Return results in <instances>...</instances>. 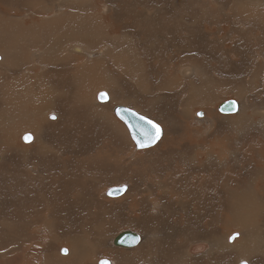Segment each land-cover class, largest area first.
I'll use <instances>...</instances> for the list:
<instances>
[{
	"label": "bare ground",
	"instance_id": "1",
	"mask_svg": "<svg viewBox=\"0 0 264 264\" xmlns=\"http://www.w3.org/2000/svg\"><path fill=\"white\" fill-rule=\"evenodd\" d=\"M185 1L186 0H177L171 3V0H168V2H166L165 6H171L174 9V16L171 15V17L177 25L173 23L172 26L170 23L171 18L163 15L161 26L157 23L158 15H153L155 18L151 20L153 18L150 16L151 13L145 14L142 10L143 8L141 9L144 5L147 11L152 10L153 14L160 13L162 8V5H159L160 1L156 2L155 6L152 4L151 7H149L148 5L150 2L132 0L131 2L138 3H130L131 6L125 10L127 14L132 16V18L129 19L133 22L134 27L132 26L131 31L125 28L121 35H115L116 41H120L121 45L127 48L126 52L124 51V47V49H119L114 46L107 37L100 38V42L96 47L97 43L91 42L90 44L89 41L83 39L82 36L77 37L75 35V29L77 28L79 30L83 25L82 22L87 20L88 16L91 15V6L94 0H10L8 6L3 3L0 4V8H2L3 12L0 15V82L3 83V89L0 91V134L7 136L5 140L7 144L4 146L8 149L10 147V139L17 137L20 131L22 132V140L24 142V136L31 134L33 140L32 142H25L28 144V147L24 149L25 151L23 152L30 151V153L32 152L33 154H31L35 155L37 158L36 162H27L26 160L19 162L20 160L11 158L9 162L11 165H8L3 173L6 181L15 184V195L18 196L16 197V202L12 204L11 207L9 206L11 212H13L12 216L16 217L22 207L28 208L31 205L39 207L37 211L35 210L36 214L32 213L30 216L22 218V225L24 228L26 227L27 230L36 228L40 230L42 228L43 231H45L46 229L44 230V228L50 227L51 225L65 226L68 222L64 220V217H67V212L73 213V220L76 221L77 218L80 220L82 219V213H84L83 208L88 204L90 195L91 207L93 208L94 206V198L92 197L94 194L86 195L87 192L83 193V191L87 189L83 185L87 182H91V179H93L91 175H97L99 173L97 168L93 170V167H91V155L94 151H91V145L87 146V150L84 149L80 142L72 145L71 148L66 147L64 134H66L67 131L72 130L76 133L77 131L85 129L81 119H88L91 121L87 128L90 130L92 129V131H96L105 126L107 128L108 126L103 122L104 119L109 117L107 114L113 110L115 117L124 125L122 126L115 123L114 120H110V123L114 125L113 129L114 132L116 131L115 134L119 135V139L117 140L123 142L128 139L134 142L129 128L126 123L116 115L115 109L122 106L127 107L148 118L150 117V114H148L150 112L149 110L157 109L156 120L164 124L170 123L172 128L166 131L163 130L159 140L151 145L152 147L149 146L145 149H140L134 142L136 151L137 153L146 151V154H149L148 159L156 157L165 160L166 156L174 158L171 161L167 159V161H165L167 164L164 162L162 166H160V170H157L159 173L150 183H139L137 180L134 182V179L131 178L127 182L129 184L128 186L123 184V186H125V191L120 195L121 197H117L120 199L117 201L120 203L128 202L134 206H138L146 226V228H144V233L137 232L140 236V240L135 246L123 248L136 249L135 253L139 256L137 258H140V255H142L141 261L144 264H244L245 261L247 264H264V224L260 221V219H264V0H237V2H233L229 9L223 5L221 6L222 15L232 16L231 30L241 27L239 22L246 23L242 29L246 30L242 33H246L248 36L245 42H239L238 37L233 33L223 31L222 26H225V24H223L222 20L210 18L209 16L207 19L200 20V22H197L198 20L196 22L192 21L186 16V9L189 7L190 2ZM0 2H5V0H0ZM111 4L115 6L113 2H111ZM65 5L66 7L72 5L74 8L69 6L68 8H71L69 11L61 13V9L65 10ZM32 7H37V9L45 13L53 12L55 15L53 17H56V20L53 21V25L49 28L47 26L44 30H40L42 27L35 26V22L34 24L26 26L16 19L18 16L14 19L13 15H10L19 8H29L30 11V9H33ZM232 9L233 13L231 11ZM9 15L12 17L7 19ZM48 16L49 15H47V17ZM99 17L101 18L102 15ZM64 19L70 20V28L63 27L62 29V27L58 26V23L64 21ZM101 24L102 22L100 21H94L91 28L87 30L94 29V32L101 36ZM172 27L176 28L175 31ZM202 27L203 29H201ZM217 28L218 41H214L211 37V33L216 34ZM256 28L260 29L258 30V34L254 31ZM199 30L208 31L201 33V43L204 51L212 52L213 62L208 60L204 62L201 59V61H196L199 58L192 59L194 62H190V53L196 52L193 48L198 49L196 46L198 41L195 38L194 42H196V45L192 44L191 34ZM211 30H214V32H211ZM238 30H240V28ZM179 35L181 36L180 44L176 41V37ZM28 39L30 40V44H26ZM135 39H138L142 46L148 47L149 51L153 53V59L160 61L162 63L161 65L166 64L167 70H169L170 63L176 58L175 55L177 52L181 54V59L184 58V60H181L178 55L177 58L180 61L176 63V66L169 72L171 81L164 86V89L166 93L172 95L165 98L166 104L160 105V108L158 107L159 105L157 106L159 101H161L158 98L153 99L150 97V99H143L140 97L143 99L139 102L141 105L140 110L137 106L134 107L132 105L131 107V105H129L128 98H126L123 92H120L117 96L111 95L113 93L111 87L119 86L123 81V78L115 77L112 71L109 70L111 65L119 72L125 74V76L129 78V81L131 79L135 81L134 83L143 87L139 94L142 92L146 95L155 93V82L149 79L145 84L143 73L137 72L141 65V61L137 59V56L131 57L129 61L125 59V63L128 62L125 66H121L122 64L118 61L121 59L119 55H121L120 53L122 51L127 54H133V43ZM217 43L227 44L228 47L226 50L221 51L223 46L221 44L215 46ZM244 45H247L248 50H243V54L241 52V47ZM197 53L198 51L195 55H197ZM94 56H100L101 58L93 59ZM128 56L130 57V55ZM150 65L152 64L150 63ZM192 74L196 77L198 82L197 87L193 86L194 88L196 87L195 92L203 97V103L202 100L199 102L203 104V109L201 108L202 110L199 109L194 111L192 116L196 114V116L200 117L198 120L206 125L205 127L207 128H205V132H196V134L193 135L187 134L185 136L186 140L181 141V138L186 132H180L182 130L181 124L179 121H175L176 116H174V118L171 117V115H176V113L171 112V110L174 111L175 107L179 105L182 112L179 111V113L183 115L182 119H186L190 116L193 108L191 107L192 101L187 85L190 83V76ZM63 85L71 89V94L68 96L70 100L62 97V107L59 108V110H55L53 113L42 116L41 112H39L36 118L30 115V111L38 109L39 102H42V100L56 98L55 93L58 90L57 88H62ZM99 87L105 89H102V92H100L101 94H107V99H101L102 101L100 102L102 103H99V106H97V111L91 113V102L94 100L92 99L94 95L91 93V88L95 90ZM178 87L185 92H181L180 90L179 93H174L176 92L175 89ZM108 88H110V94L106 91ZM81 89L84 90V92L77 96V93ZM123 90L125 89L123 88ZM160 93L164 92L161 91ZM221 94L230 95V97L233 96V99H227L220 103ZM218 98L220 99L219 102H217ZM230 101H233L236 105L234 111H220L219 106H215L217 103L222 104ZM53 104L54 103H52V107L58 106ZM205 105L209 107H204ZM199 112H201L200 115ZM95 115L100 116L101 119L93 120V116L95 117ZM53 116L56 118L53 119ZM200 119L203 120L201 121ZM57 126L59 127L57 128ZM31 129H33V131ZM26 131H32L34 133ZM174 131L176 133H174ZM48 132L52 134L51 136H55L50 142L51 145L48 144V138L50 137ZM167 133L174 134L175 138L179 140V142H177V148H173L172 146L167 147L170 143H174L165 140ZM200 134L203 136V139L196 142L198 144H193L195 143L193 138L196 136L198 137ZM162 139H164L166 143L164 148L160 149L162 146ZM203 142L206 146L211 145L212 148L209 150L203 148ZM54 146L59 149L57 160L53 164L49 163L47 166H44L48 160L52 158V155L56 156V154L52 152ZM190 146L197 147L190 149L194 156H192L189 149H187ZM198 150H201V152ZM11 152V150H8L7 153ZM174 152L178 153L175 154ZM5 155V151L0 152V161ZM8 155L10 154H7V156ZM198 156L202 157L201 163L203 164L213 161L224 167L222 168L220 166V172L219 170H213L212 175L206 176V171L204 172V170L201 169V166H203L202 164L200 168L196 166V163L191 162L194 163L197 168L193 173L195 176L191 175L192 172L190 175H187L189 163L188 165L186 163L190 162L189 160L197 159L196 157ZM177 158L181 161L182 165L187 167L178 169L175 164L174 166L169 165L172 161L175 163L174 160ZM158 164L160 163L158 162ZM191 165L192 164H190V166ZM237 165H240L247 174V184H243L240 181L244 176L238 174L236 169ZM166 166H169L173 171L174 169L176 170V176H174L173 179L163 175L162 170H165ZM3 170L4 169H2V171ZM120 172L123 173L122 168ZM130 197L134 198L132 202L128 200ZM134 200L137 201L134 202ZM17 203L20 209H16ZM102 203H105V200ZM128 203H125L127 207L129 206ZM168 205L174 206L180 209L182 213H185L187 225L183 240L178 241L174 239L175 251L169 249L168 256L161 257L158 255L159 253H153L151 246L152 237L150 233L155 222V218L153 217L154 212L157 211L161 213L167 210ZM156 206L158 208H156ZM4 207L5 206L2 208ZM129 209L131 210V208ZM214 209L224 212L225 218L223 226L220 225V212L214 211ZM121 211L123 212V210ZM134 211L136 210L134 209ZM4 220L6 219H2L3 222L1 223L5 224L6 222H4ZM100 225H102V221ZM112 225L108 226L110 227ZM10 226L11 225L7 222L4 228H0V233H3L2 235L4 236H7V234L9 235ZM131 226L132 225H129V227ZM104 227L100 229L104 230ZM16 230L13 235L17 237V234L21 230ZM232 231H239L240 233L238 232V234L241 236L235 242L229 243V241L233 240L232 236L237 233L233 232L234 234L232 233V236H229L228 241V235ZM37 232L34 235H36ZM46 232L47 231H45V233ZM27 237H30L28 241L31 240V242L35 239V237L30 236L29 233ZM5 239L7 240V237ZM168 239L169 238H167L164 243H167V241H169ZM113 240H108L110 246ZM96 245L99 248L102 246V243H96ZM105 245L108 244L105 243ZM195 245L205 249L200 253H193L192 248L195 247ZM77 247L80 248L79 246ZM73 248H75V245ZM98 250L99 249L92 250L93 252L90 250L91 256L95 255ZM60 252L62 254V251ZM66 253L67 252L63 254ZM102 255L104 257L107 255L112 257L108 259L110 264H119L118 258L115 259L114 257L116 252L109 251L107 248L102 252ZM53 256L52 254L51 257L53 258ZM60 256L61 255H59V257ZM66 256V259H56L54 261L55 264L74 263L75 257L78 256V254L77 251H72ZM81 257L79 259H81ZM94 259L96 258L94 257L92 260ZM45 260L48 262V258ZM100 260L96 261V264H99Z\"/></svg>",
	"mask_w": 264,
	"mask_h": 264
},
{
	"label": "rangeland",
	"instance_id": "2",
	"mask_svg": "<svg viewBox=\"0 0 264 264\" xmlns=\"http://www.w3.org/2000/svg\"><path fill=\"white\" fill-rule=\"evenodd\" d=\"M76 1H80V0H76ZM131 1L132 0H123V2H122V0H94L93 4L91 6V15L88 16L87 20L82 22L83 25L81 26V28L79 30L77 28L75 29V32L77 33V34L75 33V35L77 37L78 36H82V38L88 40L90 44H91V42L97 43L96 47L98 46V44L100 42L99 41L100 38L107 37V38H109L111 40V42H112V44H114V46H116L119 49H121V48L124 49L125 48L126 50L124 49V51L126 52L127 48L122 46L120 41H116L115 35H121L125 28H128L129 31H131V29H132L133 22L130 21L132 16L127 14L126 10H125L129 6H131L130 3H133ZM159 1H160L159 5L160 4L162 5V6L160 5L162 8H161V12L160 13L158 12L159 14L158 13L157 14L156 13L153 14L152 10L147 11L145 9L144 5L141 7V9L143 8L142 10H143V12L145 14L151 13L150 16H152V17H153V15H155V16L158 15V17H157L158 25L162 26V17H163V15L168 17V18H171L170 23H171L172 26H173V23L177 25V23L171 17V15L174 16L173 15L174 14L173 7L165 6L166 2H168V0H159ZM159 1L158 0H138V2H150L149 5H148L149 7H151L152 4H153V6H155V3L159 2ZM176 1L175 0L174 1L171 0V3L172 2H176ZM181 1H183V0H181ZM111 2H113L115 4V6H113L111 4ZM138 2H135L133 4H136ZM185 2H190L189 3V7H187V9H186V16L188 18H190L192 21L196 22L198 20L197 22H200V20L209 18V16H210V18H214V19H217V20H222L223 24H225V26H222V30L223 31H229V32L233 33L236 37H238L239 42L247 41V39H248L247 34L246 33H242L243 31H246V30H242L246 23L244 24V23L239 22V25L241 26V27H239L240 30H238L239 28L231 30V26H232V18L231 17L232 16H230V15H226L225 16L224 14L222 15V12H221V9H222L221 6L222 5L224 7H226L227 9H229L231 7V5L233 4V2H237V0L236 1L235 0H202V1L201 0H186ZM1 3L5 4L6 6H8V4L10 3V0H5V2H0V4ZM69 6H72V5H69ZM207 6H208V8H207ZM68 7H66V5H65V10L61 9V13L69 11L71 8H68ZM72 7L74 8V6H72ZM32 8L33 9H30V11H29V8H27L28 11H27V9L19 8L18 10L13 12V14H10V15H13L14 19L18 16L19 18L17 17L16 19L21 21L26 26H29L30 24H34V22H35V26L42 27L40 30H42V29L44 30V29H46L47 26L49 28L51 25H53V21L56 20L55 19L56 17H53V16H55L53 12L45 13L44 11H40V9H37V7H32ZM78 9L81 10L80 8H78ZM231 11L233 13V9ZM92 12H94V13H92ZM2 13H3L2 12V8H0V15ZM10 15L7 17V19H10L12 17ZM47 15H49V16L47 17ZM101 15H102V17L100 18L99 16H101ZM205 15H206V17H205ZM45 17H47V18H45ZM154 18L155 17H153L151 20H153ZM228 19H231V20H228ZM94 21L102 22V24H101L102 30H101V33H100L101 36L97 35L94 32L95 31L94 29L87 30L88 28H91V25H93ZM66 24H67V26H66ZM58 26L62 27V29H63V27L64 28L65 27L70 28V20L64 19V21L58 23ZM120 26H121V28H120ZM214 27H213V29H214ZM172 28L175 31L176 28L175 27H172ZM201 29H203V27ZM258 30H260V29L256 28L254 31L258 34ZM217 31H218V28L216 29V34L211 33V37L213 38L214 41H218L217 40ZM204 32H208V31H202V30L200 31L199 30L198 32H193L191 34L192 44L196 45V42H194L195 38L198 41L197 45H196L198 47V49L193 48L196 52L198 51V53H197V55H195L196 52L190 53V58H191L190 62H194L193 60L197 59V58H199V59H197L196 61H201L202 60V61L205 62V61L208 60V61H212L213 62V60H212V57H213L212 52L203 50V45L201 43V33H204ZM211 32H214V30H211ZM176 41L180 44V42H181V36L180 35L176 37ZM26 44H30V40L29 39L27 40ZM219 44H221L223 46L221 51L226 50V48L228 47L227 44H223V43H217L215 46H218ZM133 46H134L133 54L132 53L127 54L124 51H122L120 53L122 56L119 55V58L121 57V59H119L118 61L122 64L121 66H125L128 63L127 61H129L131 59V57L137 56V59L141 61L140 69H138L137 72H139L141 74L143 73L145 84H146L147 80L149 81V79L152 82H155V87H154L155 88V93H151L150 95H146V94H144L142 92L141 94H139V92L143 89V87L140 86V85H137L136 83H134L135 81H132L131 79L129 81V78L126 77L125 74H123L122 72H119L114 66L111 65L109 70L112 71L113 75H115V77H117V78L118 77L123 78L122 83H121V80H120V83L123 86L120 84L119 86L117 85L115 87H111L112 92H113L111 95H113V96L116 95L117 96L118 94H120V92H123L124 95L126 96V98H128L129 105H131V107H132V105L134 107L137 106V108H139L140 110H141V107H140L141 105L139 104V102L142 101L144 98H146V99H150V97L153 98V99L158 98V99L161 100L157 104V106L159 105L158 107L160 108V105H162V104L165 105L166 104V99L165 98L170 96V95H172V94L166 93V90L164 89V86L171 81V78L169 76L170 75L169 72H171L172 68L176 66V63H178L180 61L177 58V56L179 55V57L181 59V54L179 52L176 53V55H175L176 58L170 63L169 70H167V65L166 64L165 65H161L162 63L160 61L153 59L152 58L153 53H151L149 51L147 46H142L138 39H135V42L133 43ZM137 50H138V52H137ZM243 50H245V51L248 50L247 49V45H244L243 47H241V52L242 53H243ZM135 51H136V53H135ZM0 53H1V51H0ZM138 53L141 54V55H139ZM198 54L200 55V57H199ZM128 55H130V57ZM139 56H141V57H139ZM99 58H101V57L100 56H94L93 59H99ZM125 59L127 60L126 61L127 63H125ZM132 59H134V58H132ZM181 60H184V58H182ZM149 62L152 65H150ZM145 67H146V69H145ZM206 67H208V66H206ZM156 70H157V72H156ZM87 76H88V74H87ZM125 83H127V84H125ZM197 83L198 82H197L196 77H194L193 74H192L190 76V83L187 85L188 89H189V92H190L191 101H192L191 102L192 103L191 107L193 108L192 112L190 113L191 117L189 116L186 119H182L183 115L179 113V111L181 112L179 105H177L175 107L174 111L171 110V112H173V113L175 112L176 113V115H171V117L174 118V116H176V118H175L176 120L175 121H179L180 124H181L182 130L180 132H182V131L186 132L184 134V136L181 138V141L182 140H186L185 136L187 134L193 135V134H196V132L197 133L205 132L206 131L205 128H207V127H205L206 125H204L202 122H200L198 120L200 117L196 116V114H194V116H192L194 111H197L199 109L200 110L203 109V104L199 103V102H201V100H202V103H203V97L199 93L195 92V88L198 86ZM0 84H2V85H0V91H1L3 89V83L0 82ZM193 86H196V87L194 88ZM140 87H141V89H140ZM123 88L125 90H123ZM57 89L58 90L55 93L56 94V98H49L48 100L47 99L42 100V102H39L38 109H36V110L33 109L32 111H30V115H33L36 118V117H38L37 115L39 114V112H41L42 116L45 115V114H48V113H53V112H55V110H59V108L62 107L61 104H63V98L70 100V98H68V96L71 94V89H69L65 85H63L62 88L59 87ZM102 89H104V88H100L99 87V88L95 89V90H97V91H95L94 89L91 88V93L94 95V97L92 98L94 100H92V102H91V105H92V107H91V111L92 112L91 113L96 112L97 111V106H99V103H102V102H100V101H102L100 99V94L102 92L101 91ZM109 89L110 88H108V90H106L108 93L110 92ZM161 89H164V90H161ZM180 90H181V88L178 87V88L175 89L176 92H174V93H179ZM161 91L164 92V93H160ZM82 92H84V90L81 89L77 93V96H78V94H82ZM181 92H185V91L181 90ZM97 94H98V100H97ZM203 94H204V92H203ZM140 97L143 98V99H141ZM227 99H233V96L230 97V95H222L221 94V101L218 98L217 102L220 101V103H221V102H223L224 100H227ZM41 103H43V104H41ZM52 103H54L53 105H58V106L52 107ZM219 104L217 103V105H215V106L218 107ZM156 107H155V109H156ZM204 107H209V106L205 105ZM149 111H150L148 113V114H150L149 118L152 121H154L156 124L159 123L158 125L160 126L161 132L163 130L166 131V130H170L172 128V125L170 123H165L164 124L163 122L160 123V122H158L156 120V118H157V109L156 110H152L151 109ZM110 112L107 114V115H109V117L104 119V122H103L104 124H106L108 126L107 128L105 126V127H102L101 129H98L96 131H92V129L90 130V129L87 128L88 124L91 123V121L88 120V119H81L82 120V125L85 126V129H83L81 131H77L76 133H74L75 131L69 130V131L66 132V134H64L65 146L66 147L71 148L72 145H75L78 142H80V144L83 146L84 149H86L87 146L91 145V151H94V152H92V155H91V167H93V170H95L94 168H97L99 170V173L97 175H91V177H93V179H91V182H87L85 185H83L85 188H87V189H85L83 191V193L87 192L86 195L87 194H94V196H92V197L94 198V202H93L94 204L93 205L95 206V208H94L93 205L92 206H93L94 209L91 207V201H90L91 200V195H90V198L88 199V204L85 205L84 208H83L84 213H82L83 214L82 215V219L78 220V218H77V220L75 221V220H73V213L67 212V215H66L67 217H64V220L68 221V222L65 224V226H54V225H51L50 227H47V228L45 227L44 230L46 229L45 230V231H47L46 233H45V231H43L42 228L40 230H37V228L33 229V230H27V228L26 227L24 228V226L22 225V222H23L22 218L28 217L32 213L36 214V211L39 208L36 205H31L28 208L27 207H22L20 212L17 213L16 217L12 216L13 212H11L9 206L11 207V205L16 202V197H18V196L15 195V192H16V187L14 186L15 184L11 183L10 181L9 182L6 181L3 173H4L5 169L8 167V165H11V163H9L11 158L16 159V160H20L19 162H22L23 160H26L27 162H34V161L36 162L37 158H36L35 155H32L33 153L31 152L32 153L31 154L30 151L23 152V151H25L24 149H26L28 147V144L25 143L22 140V136L23 135H22L21 131H20V134L17 137H13L12 139H10V143H9L10 147H9V149L6 148V146H4L5 144H7V142L5 143V140L7 139L6 138L7 136H4V135L0 134V152H3V151L6 152V155L0 161V163H1L0 164L1 165L0 166V207H1L0 208V213H1V215H0V217H1L0 218V223L3 222L2 219H6V220H4V222H6V223L8 222L9 225H11L9 227V229H10V234L9 235L10 236L8 234H7V236H4V235H2L3 233H0V235H1L0 236V244H1L0 245V264H55L54 261L56 259L57 260L66 259L67 258L66 255H69V253H71L72 251H74V252L77 251L78 256L75 257L76 259H75L74 263L72 262L70 264H83V263L84 264H86V263L87 264H96V261H98V260H100L102 258H106V259L112 258L109 255H107L105 257L102 255V252L105 249H107V248L109 249V251L116 252V255L114 257H115V259L118 258V263L119 264H144L141 261V259L143 257L142 255H140V258H137L139 256L137 255V253H135L136 249H126V248H123V247H120V246H116L115 247L113 242H112V245L110 246V242L108 243V240L112 241L113 238L116 235H118L120 232H123L125 230H132V231L144 233V228H146V226H145V224L143 222L144 218L139 212V207L138 206H134L133 204L128 203V202L120 203V202L117 201V200H120L117 197H112V198L110 197L111 198L110 199L109 196H106L105 192L110 187L120 186V185L123 186V184L128 186L129 184L127 182L131 178L134 179V182H136V180H137L139 183H145V184L146 183H150V181H152L157 176V174L159 173V172H157V170H160V168H161L160 166H162V164L165 161H167V159L171 161V160H173L174 157L171 158V156L170 157L166 156L165 160L158 159L156 157L148 159L149 154H146V151L145 152L141 151L140 153H137L135 144H134V142L132 140H128L127 139V140H124L123 142H119L117 140V139H119V135L115 134L116 131L114 132V129H113L114 125L110 123V120H114L115 123H118V124H120L122 126H124V125L115 117V114L113 113V110H112L111 114H110ZM223 114H227V113H223ZM179 115H180V117H179ZM95 117L93 116V120L100 118V116H98V115L97 116L95 115ZM200 120L202 121L203 119H200ZM47 124L50 125L49 123H47ZM58 127L59 126H57V128ZM31 130L33 131V129H31ZM32 131H26V132H32ZM89 131H91V132H89ZM180 132H177V133H180ZM32 133H34V132H32ZM48 133H49V136H50L48 138V140H49L48 144L51 145L50 142H51V140H53V138L55 136H51L52 134L50 132H48ZM174 133H176V132L174 131ZM43 136L45 137L44 134H43ZM202 139H203V136L201 134L198 137L196 136L195 138H193V141L195 142L193 144H198L196 142H198V141H200ZM165 140L166 141H170V142H174V143H170V145H167V147H169V146H172L173 148H177L178 147L177 142H179V140L175 138L174 134L167 133L166 136H165ZM165 140L162 139V146H161L160 149L164 148L165 143H166ZM7 141H9V140H7ZM185 143H186V141H185ZM202 145H203L202 146L203 148H206L208 150L212 148L211 145L206 146L204 142L202 143ZM53 148H52V152H54V154H56V156L52 155V158L49 159L48 162L46 163V165H44V166H47L49 163L53 164L57 160L59 149L57 147H55V146ZM129 148H131V149H129ZM194 148H197V147L190 146L187 149H189V151L191 152L190 149H194ZM8 150H11L12 152L11 153H7ZM54 150H56V151H54ZM198 151L201 152V150H198ZM194 152H197V151H194ZM174 153L176 154L178 152H174ZM7 154H10V155L7 156ZM191 155L194 156L192 154V152H191ZM196 158L197 159H192L193 161L189 160L190 162L186 163L187 165L189 163L188 167L182 165L181 161L178 158L174 160L175 163L173 161L171 163H169L170 162L169 161L168 163L171 166H174V164H175L178 167V169L187 167L188 168L187 169V173H188L187 175H190L191 172H192L191 175H193V176H195V174H193V173H194L195 169H197L195 167L194 163H196L197 167H200L201 164L203 165V166H201L202 168L201 167L200 168L203 169L204 172L206 171L205 172L206 176L212 175L213 174V170H219V172H220V170H221L220 166L222 168L224 167L223 165H219V164H217V163H215L213 161L205 162L203 164V163H201L202 162V157L198 156ZM128 160H130V161H128ZM157 160H159V161H157ZM140 161H141V163H140ZM158 162L160 164H158ZM191 162H194V163H191ZM130 163H132V164H130ZM139 164H140V166H139ZM165 164H167V162H165ZM190 164H192V165L190 166ZM121 168H122V172L124 174L120 172ZM123 168L125 169V171H124ZM2 169H4V170L2 171ZM207 169H208V171H207ZM236 169H237V172H238V174L240 176H244L243 179H241L240 181L243 184H247V176H246L247 174L244 172L243 168L240 165H237ZM162 171H163V175H166V176H168V177H170L172 179L174 178V176H176V173H175L176 170L174 169V171H173L169 166H166L165 170H162ZM170 172H172V173H170ZM116 178H118V179H116ZM34 195L37 196L36 194H34ZM104 195H105V197H104ZM99 197H102V198H99ZM5 199H6V201H5ZM133 199H134L133 197L128 198L129 202H132ZM104 200H105L106 204L102 203V202H104ZM110 201H112L113 203L110 202ZM136 201L137 200H134V202H136ZM108 202L110 203V205H109ZM125 203H128L129 206L127 207V205H125ZM95 204H97L98 206L95 205ZM3 206H5V207L2 208ZM18 206L19 205L17 203L16 204V209H18V208L20 209V207H18ZM129 208H131V210ZM156 208H158V207L156 206ZM11 209H13V208H11ZM28 209H30V210H28ZM134 209L136 211H134ZM109 210H111V211H109ZM121 210H123V212ZM94 211H96V212H94ZM116 211H117V213H116ZM214 211H219L220 212V214H221V223H220V225L223 226L224 218H225L224 212H222L221 210H217V209H214ZM126 212H127V214H126ZM111 213H114V214H111ZM156 213H157V215L159 217L156 215ZM89 217H90V219H89ZM122 217H124V218H122ZM153 217L155 218V222H154V225H153V227L151 229V233H150L151 237H152L151 246H152V249H153V253H157V254L159 253L158 255H160L161 257L168 256L169 249H172V250L175 251L174 239H176L178 241H182L183 238H184V232H185L186 225H187L185 213L184 212L182 213V211L180 209H178V208H176L174 206L168 205L167 206V210H165V211H163L161 213L155 211ZM12 219H13V223H12ZM69 219H70V221H69ZM120 219H121V221H120ZM126 219H128V220H126ZM101 221H102V225H100ZM260 221H261L262 224H264V219H260ZM98 222H100V223H98ZM122 222H123V224H122ZM5 224L1 223L0 224V228H4ZM108 225H112V226L109 227ZM129 225H132V226L129 227ZM103 227H104V230L100 229V228H103ZM224 227H226V226H224ZM18 229L21 230V231H19V233L17 234V237H16V236L13 235V233L15 232V230L18 231ZM22 229L25 230V231H23ZM70 229L72 230V232H71ZM100 230H101V232H100ZM105 230H107V231H105ZM36 232H37V234L34 235ZM233 232L234 233L235 232L238 233L239 231H232L231 233H229L228 241H229V236ZM28 233H29L30 236H34L35 237V239L32 240L33 243L31 242V240L28 241L30 239V237H27ZM3 236H4V238H3ZM47 236H48V238H47ZM240 236L241 235L236 237V239H234L232 241H229V243L235 242L237 239L240 238ZM6 237H7L8 241L5 239ZM17 238L18 239L22 238V239L18 240ZM105 238H106V240H105ZM154 238H156V239L158 238V239L156 240ZM167 238H169L168 239L169 241H167V243H164ZM92 239L93 240L95 239V240L93 241ZM170 240H172V241H170ZM21 241H23V242H21ZM91 241H92V244H91ZM67 242H68V244H67ZM104 242L106 244H108V245H105ZM168 242H169V244H168ZM23 243H24V245H23ZM96 243L97 244L98 243L99 244L102 243V246H100L98 248ZM67 245H68V247H67ZM74 245H75V248H73ZM166 245H168V246H166ZM41 246H43V247H41ZM77 246H79L80 248H78ZM38 247H40V248H38ZM6 248H7V250H6ZM63 248L66 249V252H67L66 254H63V252L61 254L60 251H62ZM95 249H99L98 250L99 252L97 251L95 255L91 256V251L95 250ZM204 249L200 248L197 245H195V247L192 248V252L193 253H200ZM22 250H24V251H22ZM82 252L85 253V254H83ZM43 254H45V255H43ZM52 254L55 257L53 256V258H52L51 257ZM164 254H166V255H164ZM59 255H61V256L59 257ZM80 257H81V259H79ZM94 257L96 258V259H94L95 261L92 260ZM46 258H48V262L45 260ZM148 264H150V263H148Z\"/></svg>",
	"mask_w": 264,
	"mask_h": 264
},
{
	"label": "water",
	"instance_id": "3",
	"mask_svg": "<svg viewBox=\"0 0 264 264\" xmlns=\"http://www.w3.org/2000/svg\"><path fill=\"white\" fill-rule=\"evenodd\" d=\"M100 99H101V97H100ZM235 109H236V105L233 101L224 102V103L219 105L220 111L228 112V111H234ZM115 113L121 120H123L126 123L127 127L130 130L131 136H132L134 142L136 143L137 147H138L137 140H140L142 142L144 141L143 133L145 131H149V132L153 131L151 129V126L147 123V121L151 120V119L135 112L132 109H129V108L123 107V106L117 107L115 109ZM200 114H201V112H199V115ZM142 117L144 119H141ZM148 143H149V146L153 145L150 141ZM138 148H140V147H138ZM145 148H147V147H145ZM140 149H143V148H140ZM121 189H122V191H117V190H121ZM124 191H125V186H119V187L116 186V187L109 188L106 191V195L109 197H118V196L122 195L124 193ZM110 192H112L111 195L109 194ZM139 240H140V236L137 232H134L132 230H125V231L120 232L118 235L115 236L113 243L116 246L128 248V247L135 246ZM65 250L66 249L63 248L62 252L65 253L66 252ZM104 262H108V264H110V261L106 258L101 259L99 261V264H104Z\"/></svg>",
	"mask_w": 264,
	"mask_h": 264
},
{
	"label": "snow or ice",
	"instance_id": "4",
	"mask_svg": "<svg viewBox=\"0 0 264 264\" xmlns=\"http://www.w3.org/2000/svg\"><path fill=\"white\" fill-rule=\"evenodd\" d=\"M101 99H107V94L105 93H102L101 94ZM53 119H55L56 117L53 116L52 117ZM141 119H144L143 117ZM147 123L151 126V129L153 131L149 132V131H145L143 133V136H144V141H140V140H137V145L138 147L140 148H145V147H148L149 146V141L154 144L157 140H159L160 138V135H161V129H160V126L156 123H154L153 121L151 120H148ZM24 140L25 142H32L33 140V137L31 136V134H27L25 135L24 137ZM117 191H122L121 190H117ZM110 195L112 194V192L109 193ZM239 234L236 233L232 236V239H236V237L238 236ZM66 251V250H65ZM104 264H108V262H104ZM244 264H247V262L245 261Z\"/></svg>",
	"mask_w": 264,
	"mask_h": 264
}]
</instances>
